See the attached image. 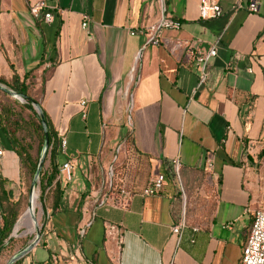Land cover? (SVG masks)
Segmentation results:
<instances>
[{
    "label": "crops",
    "instance_id": "0c3cea01",
    "mask_svg": "<svg viewBox=\"0 0 264 264\" xmlns=\"http://www.w3.org/2000/svg\"><path fill=\"white\" fill-rule=\"evenodd\" d=\"M38 1L0 0V77L32 71V98L72 167L64 200L85 203L50 216L22 264H239L264 208V0L258 13L251 0H210L223 9L210 19L201 0H43L51 22L31 14ZM163 18L182 27L154 43ZM190 46L217 50L203 84ZM0 152V179L20 194V159L1 130ZM118 155L126 205L101 201ZM175 160L190 194L209 184L211 195L182 202ZM159 174L164 188L143 195Z\"/></svg>",
    "mask_w": 264,
    "mask_h": 264
},
{
    "label": "trees",
    "instance_id": "16d2710c",
    "mask_svg": "<svg viewBox=\"0 0 264 264\" xmlns=\"http://www.w3.org/2000/svg\"><path fill=\"white\" fill-rule=\"evenodd\" d=\"M10 79L0 78V82L5 83L11 89L27 98V108L32 110V97L38 93L34 92L32 86L33 73L28 72L23 77L20 76L14 68ZM29 80V82H28ZM47 120L50 148L47 152V163L43 167L40 176L41 196L49 199L47 208L49 217L57 212L74 210L77 213L82 212L85 203V194L69 206L64 200V185L60 167L65 160L61 139L55 131L51 120L46 112H44ZM0 130L7 136L12 149L17 153L20 159L21 172L23 174V185L25 186L28 176L33 175L39 162V154L41 152L45 130L38 115L19 108L13 103H3L0 108ZM132 141L126 140V148L131 146ZM126 163L117 156L116 162L112 166V183L103 187V192H107L110 198L122 199L124 195L120 179L124 173ZM180 176L183 178L182 169ZM21 198V199H20ZM14 199L13 191L7 186V180L0 179V255L4 251L8 242L12 240V233L17 223V219L24 208L25 198ZM23 258L14 264H22Z\"/></svg>",
    "mask_w": 264,
    "mask_h": 264
},
{
    "label": "built area",
    "instance_id": "2783aa9c",
    "mask_svg": "<svg viewBox=\"0 0 264 264\" xmlns=\"http://www.w3.org/2000/svg\"><path fill=\"white\" fill-rule=\"evenodd\" d=\"M240 6V4H237L236 7ZM259 6L260 3L258 0H251L248 5V9L252 13H258ZM47 8L48 7L46 6L45 2L43 0H40L31 6L30 12L35 17L43 15V18L46 22H51L53 20V14L50 10H47ZM199 9L202 19L218 18L223 13V9L218 3L211 2L210 0H201ZM88 20L89 17L87 15H84V22L82 23L83 28H86L88 26ZM181 27V21L163 18L156 27L149 28L153 33L152 41L154 43H158L161 33L165 29L179 30ZM189 54L194 57L195 62L200 69L199 84H203L207 79V64L210 59L217 55V50L214 46L207 51H203L194 46H190ZM61 144L64 145L65 140H62ZM181 166L182 165L179 160L173 161V163L171 164L172 173L178 176ZM71 168L72 167L68 161L64 162L60 167V172L67 181H70L72 179ZM165 182V175L159 174L155 178L151 179L148 186L142 190V194L153 195L159 193L164 188ZM122 194L124 195V198L115 200H117L121 205H126L128 202V192L126 190H123ZM108 199L109 196L106 195L101 199V201L106 202ZM186 226L187 220L184 211L178 222L173 225L171 229L172 233L176 234L178 237H181L183 229ZM198 230V226L193 227V231ZM191 241L193 242L194 240L192 239ZM239 264H264V208L257 209L253 213V220L248 232L246 243L242 249V255Z\"/></svg>",
    "mask_w": 264,
    "mask_h": 264
},
{
    "label": "rangeland",
    "instance_id": "374dc122",
    "mask_svg": "<svg viewBox=\"0 0 264 264\" xmlns=\"http://www.w3.org/2000/svg\"><path fill=\"white\" fill-rule=\"evenodd\" d=\"M2 86L6 87L8 89H11L6 84H2ZM3 103H13L14 105L18 106L19 108H22V109L26 110L27 112H31V113L36 115V113L34 111H31L26 107V101H24V102L19 101L17 98L9 95L6 91H4L0 87V108H1V105ZM39 157H40V154H39ZM46 163H47V159L44 162V167L46 166ZM34 176H35V172L33 173V175L28 176V178L26 179V182H25V186H21L20 194L17 193L19 191L18 189L14 190L16 192H14L12 190L14 192L13 193L14 199L20 198L21 194H22V197L25 198L24 208L22 209V212L19 215L17 221L26 212V210L28 209V206L30 204V197H31V192H32V184L34 181ZM172 176H173V179L175 181V185L177 186V189L179 191V195H181L182 202L185 201L186 197L192 198V196H193V198H201V197L207 198L208 195L209 196L211 195V189H210L209 184L204 185L205 186L204 188H206V190H205L206 192H204V193L206 195L201 194L200 191L198 190V187L195 188L194 191H192V194H190L189 188L185 185L183 180L179 176H176L174 174H172ZM207 180H208V178H207ZM34 191H36L38 193V207L36 209V213L34 216L36 217L37 230L41 229V233H42V231L45 227V224L47 223V221L49 219V213L50 212L47 208L49 199L48 200H47V198L44 199V197L41 196L40 179L37 180L36 187H35ZM203 206H206V205H203ZM189 207H190L189 205L186 206V213L187 214H190V212H191L189 210ZM37 230L35 229L34 232L29 233V234H25L24 230H20V232H17V233H12V235H11L12 240L10 242H8L4 251L0 255V264H9V262L11 261V259L14 255H16L17 253L22 251L25 247H27L33 241V239L36 236ZM39 254H41V251L39 252Z\"/></svg>",
    "mask_w": 264,
    "mask_h": 264
},
{
    "label": "water",
    "instance_id": "95a60500",
    "mask_svg": "<svg viewBox=\"0 0 264 264\" xmlns=\"http://www.w3.org/2000/svg\"><path fill=\"white\" fill-rule=\"evenodd\" d=\"M2 84H5V83L0 82V87L4 91H6L9 95L17 98L21 102L26 101V107H27V101L28 100H27V98L25 96L17 93L13 89H8V88L2 86ZM31 105H32V110L31 111H34L38 115V117L40 118V120L42 122L44 130H45L44 143H43V146H42V149H41L38 166L36 168L34 181H33V184H32V192H31V196H32V193H33V191L35 190V187H36L37 180L40 179L41 172H42V169L44 167V162L46 160L47 152H48V150L50 148V141H49L48 127H47V120H46L45 115H44L45 111L41 108L39 102L36 101V100L31 101ZM30 201H31V197H30ZM29 206H30V204H29ZM29 206H28V208H29ZM34 219H35V222H36V217H34ZM41 236H42L41 229H39V230H37L36 236L33 239V241L27 247H25L22 251H20L16 255H14L12 257L11 261L9 262V264H14L16 261H18L21 258L25 257L29 252H31L38 245V243L40 242Z\"/></svg>",
    "mask_w": 264,
    "mask_h": 264
},
{
    "label": "bare ground",
    "instance_id": "6f19581e",
    "mask_svg": "<svg viewBox=\"0 0 264 264\" xmlns=\"http://www.w3.org/2000/svg\"><path fill=\"white\" fill-rule=\"evenodd\" d=\"M38 207V193L33 191L30 201V206L26 210V212L21 216L14 227L13 233L20 232V230H24L25 234H29L37 230V225L34 219V215L36 213V209ZM23 233V234H24Z\"/></svg>",
    "mask_w": 264,
    "mask_h": 264
}]
</instances>
